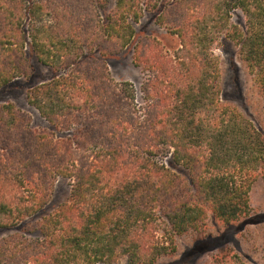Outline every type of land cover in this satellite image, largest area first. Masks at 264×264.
Wrapping results in <instances>:
<instances>
[{
    "label": "trees",
    "instance_id": "trees-1",
    "mask_svg": "<svg viewBox=\"0 0 264 264\" xmlns=\"http://www.w3.org/2000/svg\"><path fill=\"white\" fill-rule=\"evenodd\" d=\"M183 1L0 0V89L28 74L27 50L54 71L27 92L45 129L0 105V231H11L0 264H173L189 253L182 237L212 250L250 224L264 116L258 127L222 103L214 50L224 38L236 45L264 112V0H185L189 21L173 24L181 46L165 66L137 26L160 10L166 25L162 13ZM133 42L135 65L149 70L139 87L108 65ZM60 180L69 198L36 218ZM235 250L218 247L214 264L242 258Z\"/></svg>",
    "mask_w": 264,
    "mask_h": 264
},
{
    "label": "rangeland",
    "instance_id": "rangeland-1",
    "mask_svg": "<svg viewBox=\"0 0 264 264\" xmlns=\"http://www.w3.org/2000/svg\"><path fill=\"white\" fill-rule=\"evenodd\" d=\"M167 9L170 10L167 11ZM167 9L162 13L166 18V25L157 23L156 16L161 10L146 13L137 26L136 39L142 38L143 43H147L145 49H153L154 54L157 55L155 59L157 62L165 66H172L174 64L167 61L175 59V52L181 46L180 38L173 33V24L183 18V20L189 21V1L184 0L175 7L168 6ZM233 22L239 25L243 24L244 15L237 11L233 15ZM187 27L189 30V25ZM133 46L134 42L122 53L108 59L109 72L116 81H130L139 87L147 81L149 70H143L142 67L139 68L135 65L134 57L137 52ZM214 52L219 58L222 70V103L235 106L243 115L260 127V118L264 116L262 98L251 81L245 63L237 54L238 48L231 40L224 38L215 45ZM26 57L27 64H29L28 74L0 89V105L14 104L15 107L31 117L33 128L43 130L49 124L28 104L27 92L30 88L50 80L54 76V71L41 64L29 50H27ZM178 169L182 171L180 166ZM69 194L68 183L64 180L58 181L50 201L36 218L56 210L62 202L69 198ZM251 202L252 212L246 219L250 224L229 226L227 234L219 237L212 250L209 248L215 245L213 242L204 243L202 247L200 245L193 246V240L199 235L189 234L182 237L181 249L186 248L189 253L173 264H214L213 252L223 245L236 246L237 250L235 251L241 252L242 258L236 257L227 264H264V178H260L254 183ZM225 228L221 225L220 230ZM206 230V234L217 231L212 224H209ZM10 232L0 231V238ZM113 264H126V260L120 259Z\"/></svg>",
    "mask_w": 264,
    "mask_h": 264
}]
</instances>
